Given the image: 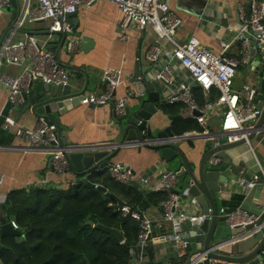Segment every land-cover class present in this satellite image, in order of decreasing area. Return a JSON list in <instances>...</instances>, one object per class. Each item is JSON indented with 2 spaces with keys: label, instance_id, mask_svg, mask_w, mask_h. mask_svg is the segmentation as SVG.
<instances>
[{
  "label": "built area",
  "instance_id": "built-area-1",
  "mask_svg": "<svg viewBox=\"0 0 264 264\" xmlns=\"http://www.w3.org/2000/svg\"><path fill=\"white\" fill-rule=\"evenodd\" d=\"M97 1L99 0H24L28 8V21H48V39L55 34L64 33L66 37L64 47L69 55L81 52L83 40L75 34V25L68 15L76 14L80 7L91 6ZM108 1L116 4L122 13L121 27L126 28L134 23L143 30H152L155 34V39L145 50L144 56L145 60L150 62V68L144 76H138L137 79L143 81L146 77L157 84L158 90L165 95L167 104L181 105L178 115L182 120H193L201 127V130H188L173 136L134 140L128 142L129 145L152 146L162 143L212 140L214 146H218L221 139H226L228 143L243 141L249 144L250 136L264 133V123H259L262 110L258 107V88L249 83L243 84L240 88L235 87L237 70L246 63L251 42L254 41L258 51L264 53V0H251L249 12L243 3H238L240 23L234 31L232 41L221 39L219 52L204 45L197 36H190L186 40L178 38L177 31L182 26L183 20L171 9L168 0ZM10 4L11 0H0V9ZM235 41L241 45L240 58L228 54ZM38 42L35 35L25 33L23 40H6L0 46L1 60L8 64L24 66L18 76L0 74V83L10 91V107L2 122L3 128L15 129L16 136L23 143L24 151L51 154L52 164L59 172L70 169L66 157L70 153L122 147L124 144L118 145L120 143L87 146L62 144L57 124L42 116H39L38 124L34 128L16 126L13 111L25 103L23 94L28 92L31 82L39 80L49 85H65L71 79L70 71L62 65L55 52L44 49ZM102 82L105 90L85 93L80 99V104L101 106L113 101L114 111L118 117L128 114L129 104L136 98L137 92L134 87L125 83L122 69L106 67L102 72ZM120 87L125 88L124 92L116 95ZM197 88L202 89L206 97L203 104H200L195 97ZM211 95H214V98ZM215 117L221 122L217 127L211 128L209 123ZM142 134L146 135V130H143ZM208 161L212 165H217L223 159L213 154ZM106 168L116 181L127 187H131L137 181L134 171L125 163H109ZM260 180L264 181L262 169L252 178H239L238 182L251 189ZM140 181L147 186L146 190L166 193L167 197L158 203L163 210L164 221L177 225L186 223L191 228L200 226L207 219L208 216L202 211H191L185 207L180 195L175 192L179 182L175 171L164 172L155 184L149 177H142ZM3 182L4 174L0 172V188ZM46 183V180H39L33 187L44 188ZM5 198L6 195L0 192V203ZM114 205L123 218L139 223L137 241L130 248L129 264H145L138 253L142 254L153 234L150 218L138 206L118 202ZM219 215L234 234L231 238L212 245L210 250L214 252H221L223 248L239 239L235 236V230H240L242 236L252 237L264 227V218L260 224H257L264 215V208L262 215L241 208L233 210L221 208ZM10 224L16 230L19 227L15 220H11ZM249 225L253 227L247 229ZM170 237L174 246L178 248V256L180 258L187 256L188 233L176 230ZM261 254V264H264V249ZM207 258L208 251H201L186 264H198ZM210 264L226 263L211 258Z\"/></svg>",
  "mask_w": 264,
  "mask_h": 264
},
{
  "label": "crops",
  "instance_id": "crops-1",
  "mask_svg": "<svg viewBox=\"0 0 264 264\" xmlns=\"http://www.w3.org/2000/svg\"><path fill=\"white\" fill-rule=\"evenodd\" d=\"M168 1L171 9L183 20L182 26L177 31L178 38L186 40L190 36H197L204 45L219 52L221 39L232 41L234 31L240 23L238 3H243L247 7L251 0ZM27 12L28 8L24 0H17V7L10 4L0 9V42L1 40L3 42L6 40H23L25 33L35 35L39 45L44 49L53 50L62 64L76 68L74 70L68 69L71 78H83L79 69H84L90 75L91 83L86 93L105 90L102 72L106 67L121 68L125 83L136 90L132 79L138 54L142 61L141 66H150L144 56L145 50L155 39L154 32L143 30L134 23L129 24L126 28L121 27L123 16L113 2L99 0L91 6L80 7L74 16L77 20L73 23L76 28L75 34L83 40V47L81 52L75 55H69L64 45L58 52L62 39L61 35L55 34L48 39L49 22H29ZM241 50L240 43L235 41L232 43L228 54L240 58L242 56ZM257 58L256 54H251L250 51L246 63L237 70L236 88H240L245 83L257 87L255 83V70L258 67ZM23 69V65L8 64L0 59V74L18 76ZM77 84L78 86L82 85L80 82ZM39 85H42V82L34 85L36 91H38ZM154 85L156 90L160 91L158 90L159 86L155 83ZM124 89V87L118 88L116 95L122 94ZM29 91L30 88L26 93ZM9 95L10 91L0 83V172L4 174V182L0 192L7 195L13 189L33 187L34 183L39 180H46V186L61 188H68L71 184L86 181V177L76 176L70 169L62 172L56 170L49 153L24 151L22 149L23 143L16 136L15 129L6 130L3 128L2 122L10 107ZM135 104L136 98L131 100L129 107H134ZM156 104L159 111L149 121L155 137L167 128H171L173 131L174 122L182 120L178 111L174 113V106L166 103L163 93ZM32 105L30 98H25V103L14 109L13 117L17 127L34 128L38 124L39 117L33 113ZM55 116L61 124V141L63 144L79 146L112 144L116 142V136L119 134L118 116L115 114L113 101L101 106L79 104L64 114L56 113ZM218 124L219 118L217 117L209 123L211 128L217 127ZM122 144L124 145L110 159V163H125L130 166L137 178L134 184L141 189L147 187L141 183L142 177H149L155 184L167 169L176 171L178 168L163 161L157 149L129 145L128 142ZM177 144L191 166L196 169H198L205 155L211 152L214 147L212 140L183 141ZM226 154L231 159V163L222 165L220 168L226 171L230 177V183L224 185L222 191L216 195L219 211L221 208L226 210L241 208L247 212L262 215L264 181H258L254 188L249 189L239 183L238 179H250L261 169L264 170V133L254 135L249 144L242 142L227 149ZM208 158L206 165L217 168V165L209 163ZM230 166L234 170L231 171ZM181 181L182 179H179L178 184L180 183V186L178 187L177 184L176 189L181 188ZM183 203L191 211H202L198 205L191 206L186 201ZM144 211L151 220L153 234L142 254L141 252L138 253L143 262L145 264H186L187 256L182 258L178 256V248L174 246L170 235L176 230L188 233L190 225L186 223L177 225L164 221L163 210L158 204L150 206ZM221 221L216 233V241L218 242L231 238L234 234V231L230 229L222 217ZM242 234L240 230H235V236L239 239L232 245L223 248L221 252L236 255L250 250L256 240L253 236H242Z\"/></svg>",
  "mask_w": 264,
  "mask_h": 264
},
{
  "label": "trees",
  "instance_id": "trees-1",
  "mask_svg": "<svg viewBox=\"0 0 264 264\" xmlns=\"http://www.w3.org/2000/svg\"><path fill=\"white\" fill-rule=\"evenodd\" d=\"M216 95V94H215ZM214 98V95H211ZM200 104L206 101L202 89H195ZM174 113L180 104L173 105ZM201 130L193 120H176L173 132ZM87 180L68 188L46 186L11 190L0 203V264H129L139 223L121 216L114 203L147 209L167 197L166 193L127 187L116 181L107 168L93 170ZM18 223L19 235L1 236V219ZM92 221L93 224H90ZM119 230L124 240L95 226Z\"/></svg>",
  "mask_w": 264,
  "mask_h": 264
},
{
  "label": "water",
  "instance_id": "water-1",
  "mask_svg": "<svg viewBox=\"0 0 264 264\" xmlns=\"http://www.w3.org/2000/svg\"><path fill=\"white\" fill-rule=\"evenodd\" d=\"M11 5L17 7V0H11ZM246 9L249 12L250 6L248 5ZM74 16L75 14H69L68 18L72 21H76L77 19ZM47 33H49V31H47ZM59 35H61L62 39L58 47V52L63 47L66 38L64 33ZM2 42L3 40H1L0 46ZM250 51L251 54H256L258 57V67L255 70V83L259 90L257 96L258 107L262 110L259 123H264V53L258 51L254 41L251 42ZM147 63L150 64V62ZM141 64L142 61L138 54L132 79V83L137 90L136 104L134 107H129L128 114L117 118L119 134L116 136V142L114 143H120L118 145L134 140L143 141L145 138H162L175 134L171 128H167L159 132L156 137L153 136L149 121H151L153 116L159 111L156 101L159 100L161 92L156 90L154 83L148 78L144 77L143 81L137 79L138 76H144L150 68L149 65L144 67L141 66ZM62 65L67 69H76L70 65ZM79 71L83 75L81 79L72 77L67 84L57 85L55 87L42 83V85H39L38 91L34 89V85L40 84V81L34 80L30 84L29 93L23 94L26 99L30 98L33 104L32 111L34 114L38 117H45L47 120L57 124L60 141L62 133L61 124L55 114H64L66 111L78 106L81 97L86 93L91 83L90 75H88L84 69H79ZM78 82L82 85L78 86ZM220 122L219 120V123ZM143 130H146V135L142 134ZM252 137L253 135L250 136V139ZM242 142L243 141L228 143L226 139H221L219 145L214 146L211 152L205 155L198 169L191 166L189 160L177 143H162L147 146L157 149L161 154L162 160L167 162L168 165L170 164L172 167H178L175 172L182 181L181 188L176 189L175 192L189 205L200 206L203 213L208 216L200 226H192L188 231L189 245L186 248L187 262L198 252L208 251V258L198 264H210L211 258L229 264H261V253L264 249V227L253 236L256 243L247 252H240L235 255L210 250L212 245L218 243V241H216V233L219 224L222 222L216 202V195L222 191L224 185L230 183V177L226 171L220 167L231 163V159L227 156L226 150ZM118 150L119 147L114 148L113 151L74 152L66 155V157L73 174L86 177L85 179H87V175L93 170L106 168L110 163V159L118 153ZM213 154L223 159L221 163L217 164V168L206 165L207 158ZM229 169L231 171L234 170L232 166H230ZM166 171L171 170L167 169ZM73 185L74 187H78L81 183L78 182ZM85 185L104 190V187L96 185L89 180L85 181ZM263 218L264 215L257 221V224H260ZM1 222V236L19 235V232L14 229L5 218H2ZM89 223L93 224L92 221H89ZM95 227L111 234L119 242L124 240L123 234L115 228H110L103 224H97ZM252 227V225H249L246 228L251 229Z\"/></svg>",
  "mask_w": 264,
  "mask_h": 264
},
{
  "label": "rangeland",
  "instance_id": "rangeland-1",
  "mask_svg": "<svg viewBox=\"0 0 264 264\" xmlns=\"http://www.w3.org/2000/svg\"><path fill=\"white\" fill-rule=\"evenodd\" d=\"M180 186V183L178 184V187Z\"/></svg>",
  "mask_w": 264,
  "mask_h": 264
}]
</instances>
